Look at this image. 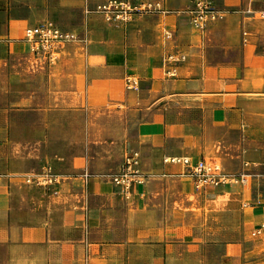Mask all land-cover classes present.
Wrapping results in <instances>:
<instances>
[{
	"label": "crops",
	"instance_id": "obj_1",
	"mask_svg": "<svg viewBox=\"0 0 264 264\" xmlns=\"http://www.w3.org/2000/svg\"><path fill=\"white\" fill-rule=\"evenodd\" d=\"M94 1L105 0H0V264H256L262 258L248 253L264 240L231 241L230 221L258 228L264 197L248 202L239 184L198 189L165 158L204 157L253 177L263 157L264 0H212L221 16L202 30L189 12L197 0H132L163 9L115 22L87 15ZM74 6L94 23L85 42L34 57L26 29L60 26L56 12ZM127 76L140 87L129 88ZM138 91L141 106L132 105ZM104 99L127 104L128 119L111 124L106 144L100 135L78 139L91 115L87 129L102 131ZM134 151L146 181L127 194L101 173L116 160L120 170ZM50 162L59 183L27 182ZM220 197L231 199L222 227L198 212Z\"/></svg>",
	"mask_w": 264,
	"mask_h": 264
},
{
	"label": "built area",
	"instance_id": "obj_2",
	"mask_svg": "<svg viewBox=\"0 0 264 264\" xmlns=\"http://www.w3.org/2000/svg\"><path fill=\"white\" fill-rule=\"evenodd\" d=\"M161 3L133 2L132 0H105L97 5L98 12H101L108 21H130L137 13L146 11H161ZM192 24L198 29H205L207 24L221 16V12L215 7L212 0H197L194 6L189 9ZM264 14V13H263ZM77 37L75 32L67 31L59 27L53 21H47L39 26H31L26 29V38L31 42L32 49L36 54H42L44 50L65 44ZM170 59L182 60L184 55L171 54ZM127 86L131 89L140 87L139 79L127 77ZM166 162L177 163L184 166L187 173L193 177L198 189L209 186H220L222 184H239L248 186L251 174L247 170L238 173H229L223 170L221 164L207 158L195 159L189 155L167 156ZM142 156L139 151L129 154L121 169L112 176V182L121 187L127 194L131 193L135 183H145L146 174L143 172ZM26 180L29 183L39 185H54L63 178L53 171L49 165L42 171L27 174ZM88 173L82 175V180L88 182ZM2 178L0 176V183ZM264 231V222L256 228L253 233L259 234Z\"/></svg>",
	"mask_w": 264,
	"mask_h": 264
},
{
	"label": "rangeland",
	"instance_id": "obj_3",
	"mask_svg": "<svg viewBox=\"0 0 264 264\" xmlns=\"http://www.w3.org/2000/svg\"><path fill=\"white\" fill-rule=\"evenodd\" d=\"M95 2L96 1L92 2L91 7H89V8L87 7L88 9L86 8L87 15L96 14L99 17L105 18L104 15L101 12H98V10H97V5L99 4V2L98 3H95ZM152 12H155V11H152ZM42 14H44L43 10L38 11L37 13H35L36 16L37 15L41 16ZM56 14L58 15V17L53 18V19L60 26L65 28V30L67 29V31H71V32H75L76 33L77 37L75 39H73V40H75V42H78V43L85 42L86 37H87L86 33H85L86 29H87V25L92 26L94 23L92 22V24H91V22L89 21V18H87V21H86L87 23L85 22V19L83 18L85 13L83 12V10L80 7H77V6L75 7L74 6V7H72L71 11H69V12H67V11H65V12L57 11ZM258 15L261 17L264 14L263 13H259ZM262 17H264V16H262ZM92 20L94 21V19H92ZM132 20H130V21H132ZM41 21L42 20L38 19L36 21V23H39ZM109 22H112V21H109ZM262 29L264 30V25L263 24L260 27V30H262ZM263 37H264V35H263ZM25 39L27 40L26 36H25ZM73 40H70V41H73ZM27 41L29 42V40H27ZM30 45H31V42H30ZM31 48H32V46H31ZM32 51H33V55L35 57L36 53L34 52L33 49H32ZM22 53L25 54L27 52H22ZM55 55H56V58H57V57H59L61 55V53L60 52H56ZM23 58H26V57H23ZM28 59L29 58H27V60ZM26 66H29V65L26 64ZM177 70H179V69H178V67H175V66H172V67L169 68V71L172 72L170 74L177 73ZM137 76L141 78V76H139V75H137ZM127 77H129V76H127ZM140 91L133 92V94L135 95V98L132 101V103H133L132 105L141 106L143 104L140 101V99H139ZM104 104H105V107H107V108L103 109V114H102V117H101L102 118V121H101V123H102V131H100V130L95 131V130L87 129L88 125L92 126V128L96 125L95 117L91 115V118H90L91 122L87 123L86 130L82 129V130H80L78 132V137H77L78 139L81 138L83 140L86 139L87 141H90L91 139H94L95 137L97 138V135H100L99 137H102V139L104 141V144H106L107 143L106 140L109 139L111 134L113 133L110 130L111 124L116 125V123H119L120 121L121 122H125L128 119V116H127L128 105L127 104H122V103H120V104H114L113 103L112 104V103H109V101L107 99H104ZM118 110H121V112L118 111ZM141 116L142 115H138L136 112L134 114V118H135L136 121H138L141 118ZM97 124H100V122H98ZM113 131H114V127H113ZM249 134L255 135V132L249 131ZM232 138H236V139H234L235 140L234 142H237V139L239 138V136H235V137H232ZM253 138H256V137L253 136ZM258 139H260V138H258ZM261 141L263 142L262 146L260 148H258L257 150L262 153L263 157H262V161H261L260 165H258L259 167L258 168H254L253 167L252 170H251V172L253 173V177L252 176L250 177V184L247 186L248 188L246 189L247 190L246 199H247L248 202L251 199H257L260 196L264 197V134H263V137L261 138ZM245 147L246 146L243 143V146H241L242 150L245 149ZM236 148L237 147H231V148H227V149L229 151H233L234 154H237V149ZM208 153H209L208 154L209 157H212L213 159L218 160V157L217 156L215 157V155H213V152H211V153L208 152ZM238 158L240 159V157H238ZM235 160H238V159H234V157H233V161H235ZM230 161H232V160H230ZM118 163L119 162L117 160L114 161V163H112V162L104 163V168L105 169L101 173L102 177L103 178H111L112 179V176L119 170ZM218 163L221 164V166L224 168V170L226 172H229V173H238V172H240V168L239 169H231L230 170L228 168H225V166L223 165L224 163H220V161ZM47 165L51 166L53 168V171H55V168H54V165L52 164V162L48 163ZM231 165H232V167L240 166L239 161L237 163L231 164ZM242 165L243 164H241V168H242ZM43 167H45V165L42 166V169H44ZM183 172H186L185 169H184ZM185 175H186V173H184V176ZM233 185L237 186V184H233ZM251 190H252V192H251ZM191 198L195 199L194 197H191ZM229 198L230 197H220L217 200L210 201L209 205H204V206L199 207L198 212H199L200 216L203 215V214H207V218H209V222H210V220L212 222L215 221V223H220V226L222 227V225L227 223L226 220H224L222 208H223V204L224 203L230 202L231 199H229ZM230 223L232 224L231 225V229H230L231 241L234 240V239L235 240L242 239L244 237V235H246V240L249 243H254V242L259 243V242L264 240V231L262 233H259V234H254L253 231L256 228L253 229V228L248 227L247 229H245L244 221L239 216L238 217H233L231 219ZM255 256H258V257L262 258L256 264H264V242L262 244H259L255 248V250H252V251H250L248 253V257H255Z\"/></svg>",
	"mask_w": 264,
	"mask_h": 264
},
{
	"label": "bare ground",
	"instance_id": "obj_4",
	"mask_svg": "<svg viewBox=\"0 0 264 264\" xmlns=\"http://www.w3.org/2000/svg\"><path fill=\"white\" fill-rule=\"evenodd\" d=\"M116 71V70H115ZM185 203V202H184ZM181 206V205H180ZM192 213H193V211H192ZM255 219V218H254ZM260 250V249H259Z\"/></svg>",
	"mask_w": 264,
	"mask_h": 264
}]
</instances>
